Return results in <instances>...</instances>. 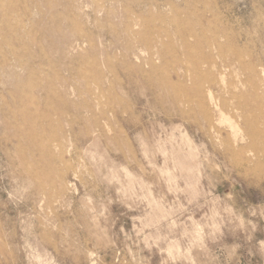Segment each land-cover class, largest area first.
I'll list each match as a JSON object with an SVG mask.
<instances>
[{"label":"rangeland","instance_id":"obj_1","mask_svg":"<svg viewBox=\"0 0 264 264\" xmlns=\"http://www.w3.org/2000/svg\"><path fill=\"white\" fill-rule=\"evenodd\" d=\"M0 264H264V0H0Z\"/></svg>","mask_w":264,"mask_h":264},{"label":"bare ground","instance_id":"obj_2","mask_svg":"<svg viewBox=\"0 0 264 264\" xmlns=\"http://www.w3.org/2000/svg\"><path fill=\"white\" fill-rule=\"evenodd\" d=\"M244 139V138H243Z\"/></svg>","mask_w":264,"mask_h":264}]
</instances>
